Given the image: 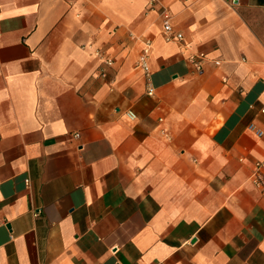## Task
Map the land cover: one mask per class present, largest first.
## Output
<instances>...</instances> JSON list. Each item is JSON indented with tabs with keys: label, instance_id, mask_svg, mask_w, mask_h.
Returning <instances> with one entry per match:
<instances>
[{
	"label": "crops",
	"instance_id": "0c3cea01",
	"mask_svg": "<svg viewBox=\"0 0 264 264\" xmlns=\"http://www.w3.org/2000/svg\"><path fill=\"white\" fill-rule=\"evenodd\" d=\"M152 2L0 0V264H264V0Z\"/></svg>",
	"mask_w": 264,
	"mask_h": 264
},
{
	"label": "built area",
	"instance_id": "2783aa9c",
	"mask_svg": "<svg viewBox=\"0 0 264 264\" xmlns=\"http://www.w3.org/2000/svg\"><path fill=\"white\" fill-rule=\"evenodd\" d=\"M155 0H153L151 7H154ZM160 16L162 19V33L164 37L167 40H176L182 42L184 39V36L181 32L174 30V27L171 23V16L169 14V11L166 7L162 6L160 9ZM143 50L139 57V67L148 75L150 71V65H149V57L152 49V40L151 39H145L143 42ZM98 55L103 57V54L101 51L97 52ZM205 58V54L203 52L196 53L189 56V62L194 66L196 70L202 69V63L203 59ZM103 64L106 66H112L114 63V60L108 57H103L102 60ZM102 76H106V71L101 72ZM148 94H153V88H148ZM261 113L264 114V107L261 108ZM131 115H134L131 113ZM249 130L254 132L257 136H263L264 130L262 128H259L255 123H250L248 126ZM76 136H79L77 133ZM249 180L257 187V189L260 192V195L264 199V159L257 160L254 164V168L249 176ZM29 183V180H27V184ZM156 264H164L163 262H159Z\"/></svg>",
	"mask_w": 264,
	"mask_h": 264
}]
</instances>
